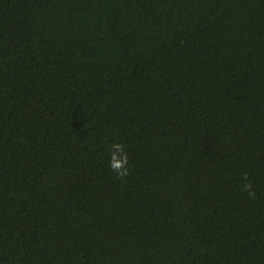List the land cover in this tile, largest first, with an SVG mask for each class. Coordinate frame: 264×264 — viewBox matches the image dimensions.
Instances as JSON below:
<instances>
[{
  "label": "trees",
  "instance_id": "1",
  "mask_svg": "<svg viewBox=\"0 0 264 264\" xmlns=\"http://www.w3.org/2000/svg\"><path fill=\"white\" fill-rule=\"evenodd\" d=\"M0 264H264V0H0Z\"/></svg>",
  "mask_w": 264,
  "mask_h": 264
},
{
  "label": "clouds",
  "instance_id": "2",
  "mask_svg": "<svg viewBox=\"0 0 264 264\" xmlns=\"http://www.w3.org/2000/svg\"><path fill=\"white\" fill-rule=\"evenodd\" d=\"M129 156L125 150V145L122 143H113L111 145V153L109 160V167L118 178L123 180L131 174L130 172ZM243 180L247 181L241 185L243 191L247 192L250 196L255 197V191L253 190V184L248 175L243 176Z\"/></svg>",
  "mask_w": 264,
  "mask_h": 264
}]
</instances>
